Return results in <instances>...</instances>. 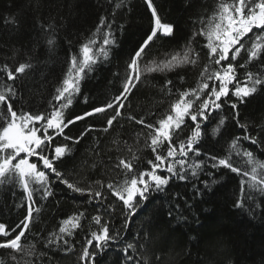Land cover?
<instances>
[{
    "label": "snow or ice",
    "instance_id": "6c2138e0",
    "mask_svg": "<svg viewBox=\"0 0 264 264\" xmlns=\"http://www.w3.org/2000/svg\"><path fill=\"white\" fill-rule=\"evenodd\" d=\"M109 3L112 4L113 0ZM144 3L150 11L153 26L131 55L121 89L103 105L83 114L69 116L66 113L80 94L82 80L95 70L98 63L108 60L110 49L116 45L114 20L101 17L95 31L79 45L78 52L72 50V41H67V70L55 87V95L47 101L48 109L43 112L26 111L27 101L22 94L24 81L37 67L34 63L38 62L35 48L25 53V60L14 69L7 63L0 66V72L12 82H0V188L10 191L18 188L27 201L26 215L14 227L0 222V250H11V264H42L44 257L48 256L47 252L37 250V245L29 240L27 233L34 223V214L41 211L36 198L47 200L53 195V178L73 193L87 196L88 203L108 201L103 191L106 188L121 205L124 220L119 229L112 226L111 220H103L100 214L91 217L98 230H90L86 236L78 256L81 264H96L98 256H103L113 245L120 244L123 247L116 250L124 254L122 264H139V259L134 261V255L139 257L137 242H126L122 233L152 193H166L173 179L183 182L190 178L199 179L202 173L213 176L215 172H220L223 175V170H227L239 177L240 198L234 202V207L243 209L246 205L261 207L264 204V160L243 143L256 146L264 154V124L250 130L247 123H241L239 114L241 105L256 95L264 94V0H218L210 15L200 16L194 21L199 27L181 51L169 59L142 65L151 43L160 37H173L176 28L172 23L162 22L155 0H144ZM125 6L126 0H115L112 15L115 16L116 9ZM7 22L16 23L15 18ZM41 28L49 34L46 40L48 51L54 50L59 46L55 35L57 26L52 23L41 25ZM102 32V44L97 47V37ZM199 37L206 42L198 51L194 45ZM202 55L207 63L201 66ZM12 59H15V52ZM198 66L201 70L195 87L181 90L172 80L166 81L167 93L177 98L164 114L155 118V122H149L143 116L137 118L131 113L125 115L126 102L142 76ZM241 70L243 81L239 76ZM183 80L181 76V83ZM225 105L231 110L233 126L243 132V135L230 140L227 135L228 117L220 115ZM100 114H104L106 120L103 128L97 130L89 125L77 138L65 134L70 126ZM122 121L142 126L136 137L137 143L142 141L154 157L147 160L148 167L140 170L141 157L129 147L131 158L118 157L115 164L123 173L122 180L107 184L96 180L94 188L93 184L81 187L65 178L57 163L70 156L73 148L68 143L54 144L56 138L63 137L64 141L78 144L83 136L92 131L108 133L116 127L123 128ZM212 137L216 139L213 141ZM113 144H119V141L113 140ZM224 144H227L226 148ZM207 146H211L213 151H202ZM217 146L223 149L224 154ZM205 170L208 171L205 173ZM200 183L203 188L197 189V195L208 200L223 186L218 179H202ZM105 211L114 213L116 209L108 203ZM168 215L171 217L172 212ZM83 218L85 213L81 211L62 220L58 232H50L45 238L36 233L33 238L42 240L46 249L72 253L75 244L66 237H73L75 230L81 229ZM143 238L148 239L147 231ZM139 247L142 249L144 245ZM130 251L133 255L129 254ZM143 259L147 264V257ZM0 264H5V261L0 259Z\"/></svg>",
    "mask_w": 264,
    "mask_h": 264
},
{
    "label": "trees",
    "instance_id": "16d2710c",
    "mask_svg": "<svg viewBox=\"0 0 264 264\" xmlns=\"http://www.w3.org/2000/svg\"><path fill=\"white\" fill-rule=\"evenodd\" d=\"M114 3L115 0L112 4L109 0H0V66L7 63L14 69L25 60V53H30L33 48L38 57V62L34 61L36 70L24 81L22 94L27 101L26 111L43 112L48 109L47 101L55 95V87L67 70V41L71 40L72 50L78 52L79 45L95 31L101 17L114 20L116 45L110 49L108 60L98 63L95 70L82 80L80 94L66 114H83L103 105L118 93L126 76L127 63L149 34L153 22L144 0H126L125 7L115 10V16L112 15ZM217 3L218 0H155L162 22L174 24L175 34L173 37L155 39L146 50L142 65L149 61L169 59L181 51L193 31L199 27L194 21L200 16L210 15ZM11 18H15L16 23H8ZM52 23L57 26L55 35L59 46L48 51L46 40L49 34L42 30L41 25ZM102 35L103 32L97 37V47L102 44ZM205 42L204 38L199 37L194 46L199 51ZM240 62L243 63L242 60ZM203 63H207V60L202 55L201 66ZM200 70L199 66L178 68L142 76L126 102L125 115L131 113L137 118L143 116L149 122H155V118L164 114L177 98L167 93L166 81L172 80L181 90L195 87ZM181 76L184 77L183 83ZM239 76L243 81L242 70ZM0 82L12 83L7 81L3 72H0ZM239 114L241 123H247L250 130L264 124V94L256 95L241 105ZM220 115L228 117L229 140L243 135L241 129L233 126L228 105L224 106ZM122 123L123 128L116 127L108 133L92 131L83 136L78 144L57 137L54 144L68 143L73 148L70 156L57 163L65 178L81 187H87L96 180L105 184L122 180L123 173L115 164L118 157L131 158L129 147L141 157L140 170L148 167L147 160L154 157L142 141L137 143L136 137L142 126L127 121ZM89 125L97 130L103 128L106 125L104 114L77 122L66 129L65 134L80 137ZM252 134L255 135V132ZM215 139L212 137L213 141ZM113 140H118L119 144H113ZM243 143L264 160V154L256 146ZM226 147L227 144H224ZM202 151L213 149L207 146ZM220 151L224 154L223 149ZM202 179H218L223 185L211 200L197 195V189L203 188L200 183ZM238 185L239 177L223 170V175L220 172H215L213 176L202 173L199 179L190 178L183 182L173 179L166 193H152L149 201L132 218L128 229L122 233L126 242H137L139 257L134 255V261L139 259V264H145L143 257H147V264H264V204L261 207L246 205L243 209L234 207V202L240 198ZM93 187L96 185L93 184ZM103 191L108 201L88 203L87 196L73 193L53 178V195L47 200L36 198L41 211L34 214V223L27 235L37 245L38 251L48 253L42 264H81L78 256L85 238L90 230H98V226L91 221L94 215L100 214L103 220H111L112 226L121 228L124 220L121 205L106 188ZM108 203L115 207L114 213L105 211ZM21 204L25 207H19ZM26 206L25 194L20 189L10 191L0 188V222L14 227L26 215ZM81 211L85 213V218L80 221L81 229L75 230L73 237H66L75 244L74 252L65 254L55 248L46 249L42 240L33 238L36 233L45 238L50 232H58L62 220ZM170 211L171 217L168 215ZM146 231L147 240L143 238ZM140 244L144 245L142 249ZM118 247L122 248L123 244L110 247L103 256L97 257L96 264H122L124 254L116 250ZM129 254L133 255L131 251ZM10 256L11 250H0V259L5 264H11Z\"/></svg>",
    "mask_w": 264,
    "mask_h": 264
}]
</instances>
